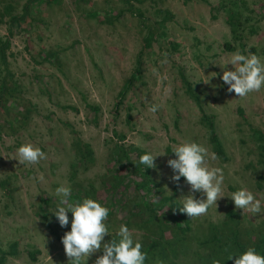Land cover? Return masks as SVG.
Here are the masks:
<instances>
[{"label":"rangeland","instance_id":"374dc122","mask_svg":"<svg viewBox=\"0 0 264 264\" xmlns=\"http://www.w3.org/2000/svg\"><path fill=\"white\" fill-rule=\"evenodd\" d=\"M207 1L131 0L140 18L126 9L123 0H0V14L10 2L13 14L26 10L24 19L10 26V36L8 16L0 22V38H9L6 61H0V84L4 81L7 86L0 93V250L16 243V253L5 264H70L61 242L70 224L62 228L50 212L56 203L54 190L61 184L70 185L73 195L93 185L96 199L109 209L105 223L110 233L126 224L142 245L158 239L155 229L138 226L140 215L126 223L129 212L137 209L132 198L137 191L132 175L111 160V153L116 144L167 151L155 157L149 177L156 187L145 197L156 199L152 194L161 190L178 201L190 186L182 178L174 193L167 160L174 158L170 151L180 140L195 141L214 152L203 115L212 120L225 155L211 162L223 168L224 194L243 185L258 197L264 195L259 177L264 165L252 135V127L264 133V89L237 97L220 79L223 70L218 64L237 50L264 58V0H238L242 20L249 18L242 40L231 35L220 8L230 0ZM166 12L170 18L160 25ZM149 26L153 36L147 46ZM136 69L139 74L133 77ZM211 72L217 76L209 85L202 79ZM181 75L202 111L187 94ZM127 80L130 83L120 97ZM153 104L160 106L155 113L150 111ZM93 105L96 112L89 107ZM28 142L47 158L35 165L19 164L13 157L15 149ZM77 142L90 146L91 161L76 159ZM119 172L127 177L109 194L105 183ZM195 196L203 198L202 193ZM40 206L54 233L45 226ZM230 210L234 218L227 215ZM212 224L225 226V231L235 224L250 246L258 230H264V213H247L229 197L220 198L217 209L213 206L192 217L191 231L180 243L174 244L178 235L173 228L165 230L164 241L172 244L164 248L166 257L172 264H206L199 255L210 258L211 250H203L199 240ZM34 250L39 253L32 260L29 252ZM101 254L102 249L93 253L86 264H94ZM155 261L148 257L145 264Z\"/></svg>","mask_w":264,"mask_h":264},{"label":"clouds","instance_id":"9594fccd","mask_svg":"<svg viewBox=\"0 0 264 264\" xmlns=\"http://www.w3.org/2000/svg\"><path fill=\"white\" fill-rule=\"evenodd\" d=\"M246 53L237 50L226 56L223 63L218 62L223 70L220 79L227 85V91L234 92L240 98L264 89V58L250 50H246ZM216 76V72H211L204 75L205 79L202 81L211 85V78ZM159 107L153 104L150 111L155 113ZM170 152L174 153V158L167 160V166L172 171L169 179L178 184L183 178L190 186L189 193L181 196L176 204L179 212L188 217H199L206 214L210 207L215 206L217 209V201L227 196L236 208L251 214L264 213V195L258 197L246 186L241 185L230 194H224L223 168L212 166L211 162L217 161L218 157L202 144L180 140ZM166 153L167 151H145L139 156L138 163L144 166L143 169L155 168V157ZM13 157L19 164L28 165L38 164L47 158L39 147L30 142L20 144ZM196 193H202L203 198H196ZM54 195L56 203L50 212L62 228L70 224V230L61 237L70 264H86L88 257L101 249L102 254L97 256L94 264H145L147 255L142 251L143 245L126 224H121L114 234L110 233L105 223L109 214L108 207L89 197L71 200L72 188L67 184L56 187ZM105 235H109L111 239L106 241ZM233 253L228 252L226 258L232 259ZM157 264L163 262L159 261ZM213 264L221 262L216 259ZM233 264H264V254L249 246L238 252Z\"/></svg>","mask_w":264,"mask_h":264},{"label":"trees","instance_id":"16d2710c","mask_svg":"<svg viewBox=\"0 0 264 264\" xmlns=\"http://www.w3.org/2000/svg\"><path fill=\"white\" fill-rule=\"evenodd\" d=\"M124 3L127 5V10L131 12L133 15H136L137 17L142 18L141 12L133 7L131 0H123ZM141 1V0H137ZM206 3H208L207 0H203ZM241 2V1H240ZM240 5H238V0H230L229 4H220V8L224 10L225 16H226V23L229 26L231 35L237 39L242 40L243 35L242 31H244V23L249 18L246 17L245 20H242L243 13L240 9ZM28 8V5H27ZM26 9V6H25ZM211 10H218V8H215L213 6L210 7ZM13 11V5L10 3H6L1 11L0 14V22L4 18L5 15L8 16V35L10 36L12 33L11 25L13 23H19L22 19H24V15L26 13V10L24 14L22 15H16L12 13ZM170 18V13L166 12L163 18L159 21L160 25H164L166 19ZM252 26H249V29L251 30ZM253 31V30H252ZM152 31L151 27H148V33L147 36L144 38L146 41V45L149 46L150 42L152 40ZM226 47L230 50L229 43L225 44ZM241 48H244V44H239ZM9 48V38H0V61L5 63L6 61V50ZM252 50V49H251ZM138 69V67H137ZM135 70L133 73V77L135 75L138 76L139 70ZM183 82L186 84V92L187 94L194 99V101L198 104L199 109L202 111L201 105L199 104L198 97L192 93V90L190 88V84L185 80L183 75H181ZM134 79V78H131ZM6 82L2 81L0 84V93L2 94L3 91L7 89V86L5 84ZM130 83V80H127L123 85V90L119 92V96L123 97L124 90L128 87ZM66 108V106H63V108ZM93 112H96L98 110L97 106H89ZM203 121L208 127L209 134H210V141L213 143L214 146V153L222 158L225 159V155L222 150V144L215 132L214 124L209 116L203 115L202 116ZM252 135L257 142L258 150H259V156H260V162L264 165V133L257 129L252 127ZM76 152L75 156L76 159L80 162H89L92 160L93 152L90 149V146L88 144H79V142L76 143ZM145 150H142L141 148H138L134 145H128L123 146L116 144L114 146V149L111 153V160L114 163H119L120 167H124L127 170V175H132V185L134 186V189L137 191L136 195H134L132 198L135 201V207H137L136 211L129 212V215L126 216V223L129 222L131 219V216L134 215H140L139 217V225L140 228H147L151 227L152 229H155L158 234V239H152L150 242H146L143 245L142 251H144L148 257L155 258V262H152V264H157V262L162 261L166 262L165 264H172L173 261L170 259L171 257H166L164 248L168 246L170 248L172 244L168 241H164L165 238V230L168 228H173L175 231V234L178 235L177 239L175 240L174 244H178L181 241L185 240V235L191 231V219L192 217H188L185 213H181L177 210L176 204L178 201L174 199V194L168 196L164 195L161 190H156L152 197H156V199L147 200L145 193L151 191L156 185L152 182V180L149 177L150 174V168L146 167L143 169V165H140L138 163L139 156L143 154ZM74 164H71V167L73 168ZM118 171V170H116ZM127 176L125 174L118 173V176H114L113 180L110 183H105V190L112 194L114 193L115 189L118 187L119 184L126 178ZM260 179L264 181V174L259 176ZM260 186V185H259ZM95 187L93 185L89 186V189H79L77 194L71 196V200H79L82 197H89L93 198L97 201L95 197ZM177 191V183L175 182L174 185V193ZM140 193V194H139ZM141 197V199H140ZM151 197V198H152ZM139 199V200H138ZM44 200V201H43ZM138 200V201H136ZM41 202L48 203L49 201H46L45 199L41 198ZM100 202V201H99ZM166 207V209H164ZM40 211L42 212V216L44 219V224L47 228H49L53 233V229H51V225L48 221L46 211L42 206H40ZM110 214V212H109ZM108 214V215H109ZM227 215L230 218L233 217V211L230 210L227 212ZM228 224H226L227 226ZM225 226H219L216 224H212L208 227V231L205 234L203 239H200L199 244L203 250H211V257L208 258L205 255H199L200 260H203L206 262V264H213V261L220 258L224 259L221 264H233V260L236 255H238V252L244 251L248 246L247 242L245 240H242L239 236L240 230L237 228V226L234 224V226H229L233 228H229V230L224 229ZM111 237L108 236V240H110ZM163 240V241H162ZM251 247H254L257 252L264 254V230H258L256 239L252 241ZM183 247V246H182ZM16 243H12L8 250H0V264H5L7 257L10 255H14L16 253ZM173 252V250H172ZM228 252H234L233 258L228 259L227 254ZM39 253L38 250L30 251L29 256L32 260L36 259V255ZM186 254V253H184ZM155 256V257H154ZM174 256V252H173ZM219 257V258H218ZM169 258V259H168ZM145 261V262H146Z\"/></svg>","mask_w":264,"mask_h":264}]
</instances>
